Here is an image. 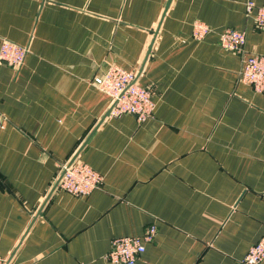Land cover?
I'll list each match as a JSON object with an SVG mask.
<instances>
[{"label":"crops","instance_id":"crops-1","mask_svg":"<svg viewBox=\"0 0 264 264\" xmlns=\"http://www.w3.org/2000/svg\"><path fill=\"white\" fill-rule=\"evenodd\" d=\"M247 1L0 0V39L28 48L0 61L3 264H112L111 239L151 223L134 264H243L264 234V92L219 34L264 54ZM112 64L152 87L145 121L107 115L93 79ZM75 156L103 175L86 196L54 188Z\"/></svg>","mask_w":264,"mask_h":264},{"label":"built area","instance_id":"built-area-1","mask_svg":"<svg viewBox=\"0 0 264 264\" xmlns=\"http://www.w3.org/2000/svg\"><path fill=\"white\" fill-rule=\"evenodd\" d=\"M254 11V22L258 29H264V2L256 4L248 0L245 12ZM209 31V26L200 20L192 24V37L201 40ZM245 33L232 27L225 28L219 34L222 48L232 50L243 56L240 79L252 86L257 92H264V54L247 53L244 49ZM28 48L8 39H0V61L12 66L23 62ZM137 71L127 70L112 64L102 75L93 79L97 88L110 98L108 116L132 114L140 122L152 116L155 101L151 86L137 83ZM58 186L74 195L86 196L101 184L103 175L94 170L82 159L75 156L61 166ZM157 231L154 223L149 224L141 235L120 236L111 239V247L103 258L112 264H134L145 250V243L151 242ZM264 261V234L254 243L242 259L243 264H259ZM0 264L3 259L0 257Z\"/></svg>","mask_w":264,"mask_h":264},{"label":"water","instance_id":"water-1","mask_svg":"<svg viewBox=\"0 0 264 264\" xmlns=\"http://www.w3.org/2000/svg\"><path fill=\"white\" fill-rule=\"evenodd\" d=\"M59 180H60V177L57 179V181H56V183L54 185V188L58 185Z\"/></svg>","mask_w":264,"mask_h":264}]
</instances>
